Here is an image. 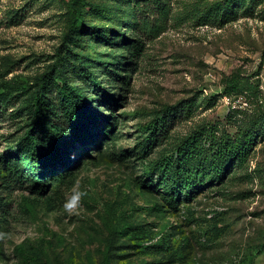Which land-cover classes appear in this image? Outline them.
<instances>
[{
    "label": "rangeland",
    "instance_id": "1",
    "mask_svg": "<svg viewBox=\"0 0 264 264\" xmlns=\"http://www.w3.org/2000/svg\"><path fill=\"white\" fill-rule=\"evenodd\" d=\"M165 2V30L149 35ZM43 73L63 155L32 108ZM62 88L85 98L83 138L57 132ZM263 117L264 0H0V264H264V126L176 205L161 169L195 130ZM28 134L47 145L43 191L22 180ZM77 181L87 195L69 215Z\"/></svg>",
    "mask_w": 264,
    "mask_h": 264
},
{
    "label": "trees",
    "instance_id": "2",
    "mask_svg": "<svg viewBox=\"0 0 264 264\" xmlns=\"http://www.w3.org/2000/svg\"><path fill=\"white\" fill-rule=\"evenodd\" d=\"M170 6L167 2L163 3L156 11V16L153 18L154 22L151 24L148 20H144L142 23V29L149 35L156 36L161 31L165 30L166 20L169 16ZM47 73H43L38 79H36L37 88L34 91V98L32 108L35 110V114L38 117V122L42 127L46 129L45 141L52 143L54 150L60 155L68 149L67 141L60 140L59 136L51 133L46 124L48 120H52L51 113L52 108L47 98L44 96L47 93ZM76 90L70 91V89L62 88L61 96L65 104V120L57 125L58 134H65V124L68 123L75 132H78V138H83L88 134V130L83 129L86 125L87 115L82 112L79 103L85 102V98L82 93L75 95ZM78 98V100H77ZM165 116H161L154 122V126L151 128V134L154 131L157 133L158 126L161 123L165 124ZM64 122V123H62ZM264 126V117L260 119L254 126L241 127L233 132L227 130L223 131L220 136L215 135V129L211 125H205L192 134L185 137L177 146L176 152L172 155L174 159H170L168 163L163 164L162 174L165 176L166 183L165 189L167 199L170 204L176 205L175 195H178L180 191H194L195 184L198 181H202L209 175H221L228 168V166L234 163L235 160L243 161L250 147L251 140L257 132L259 126ZM162 128V127H161ZM63 136V135H62ZM209 136L210 148L205 149L201 143V139ZM26 144L29 147L30 153V168L34 175L32 177H26L22 175V180L27 179L32 183V188L37 190H44V182L40 181V170L44 165L43 157L46 155L47 145L40 141L35 140L32 134L26 135ZM203 159H206L207 163H203ZM210 171V172H208ZM203 178V179H202ZM0 206H2L0 204Z\"/></svg>",
    "mask_w": 264,
    "mask_h": 264
},
{
    "label": "clouds",
    "instance_id": "3",
    "mask_svg": "<svg viewBox=\"0 0 264 264\" xmlns=\"http://www.w3.org/2000/svg\"><path fill=\"white\" fill-rule=\"evenodd\" d=\"M78 184L79 182L77 181L67 198L63 201L62 207L69 215L76 214L79 211L83 203V198L87 195L86 191L81 189ZM7 236V232L0 231V240L6 239Z\"/></svg>",
    "mask_w": 264,
    "mask_h": 264
}]
</instances>
